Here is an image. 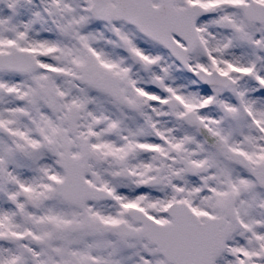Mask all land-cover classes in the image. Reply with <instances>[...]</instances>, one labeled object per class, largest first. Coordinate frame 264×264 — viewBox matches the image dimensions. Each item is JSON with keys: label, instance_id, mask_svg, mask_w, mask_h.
<instances>
[{"label": "snow or ice", "instance_id": "1", "mask_svg": "<svg viewBox=\"0 0 264 264\" xmlns=\"http://www.w3.org/2000/svg\"><path fill=\"white\" fill-rule=\"evenodd\" d=\"M0 264H264V0H0Z\"/></svg>", "mask_w": 264, "mask_h": 264}]
</instances>
